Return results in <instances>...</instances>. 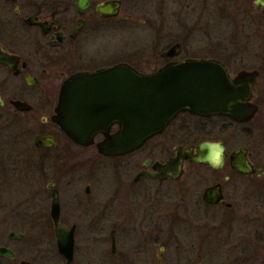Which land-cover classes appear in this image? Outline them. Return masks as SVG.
Returning <instances> with one entry per match:
<instances>
[{
  "label": "flooded vegetation",
  "instance_id": "1",
  "mask_svg": "<svg viewBox=\"0 0 264 264\" xmlns=\"http://www.w3.org/2000/svg\"><path fill=\"white\" fill-rule=\"evenodd\" d=\"M105 1L88 0V8L81 11L77 0H0V49L8 54L7 62L0 63V138H21L26 142L32 139L37 151L49 152L64 144L85 150L92 148L95 156L128 160L131 169L118 173L121 182L117 187L118 203L124 200V193H120L123 187L138 190L135 189L134 208L127 210L125 207L123 213H118L114 227L110 229V241L111 233L115 232L117 252L113 254L118 257L117 264H191L192 261L197 264L194 260L200 258L196 239L200 226L198 220H186L181 203L186 200L189 189L199 195L196 187L200 185L195 188L186 185L191 177L189 168L195 166H203L213 172L210 185H222L224 203H205L203 195L201 198L205 205L216 210L210 221L213 230L223 229L225 232L227 250L233 257L229 264H264V0H189L181 10L185 13L189 9L195 11L193 29L206 31L209 21H202L201 13L203 10L205 16V10L211 6L216 12L214 26L225 29L229 35L233 30H240V40L233 43L229 39L225 44L205 41L191 48L188 55L180 57L184 45L172 39L165 45L155 43L145 59L146 62L150 59L152 63L160 62L158 66L151 64L148 71L158 69L169 60L179 61L192 56L223 61L230 78H235L242 70L252 73L253 83L241 106V113L235 117L223 113L206 116L183 110L162 131L152 134L141 148L111 157L100 155L96 148V143L104 139L101 132L90 136L94 141L89 146L78 144L56 120L60 85L66 77L118 62L141 70L134 64L139 58L130 54L121 56L118 45L100 50L96 38L103 36L101 32L105 28L112 26L115 30L120 20L133 19V14L126 9L124 18L121 17L123 0H117L120 5L115 16L99 15L97 8ZM161 1L164 3L162 12L169 14L170 0ZM172 1L179 5L178 0ZM179 6L173 14L180 12ZM164 37L167 38L168 34ZM88 38L93 39L90 45ZM174 45L176 47L170 49ZM249 109L254 110L253 114L248 113ZM109 128L110 132H115L118 126L112 123ZM39 138L47 145L37 146L36 139ZM203 143L211 144L210 153L214 159L223 155V164L219 160H215V166L190 160V155L196 156ZM179 148L183 149L182 152ZM185 148H188L187 152ZM56 154H39L36 162L40 164L42 157H52L55 162V173L45 184V191L49 193L52 205L53 190H57L60 202L58 222L63 228L75 225L76 231V222L67 225L62 221V190L71 185L67 163H71L73 156L68 152ZM9 157L0 153L2 175L4 166H9ZM77 157L74 160L85 158L82 154ZM238 157L248 162L246 172L233 168L232 162ZM155 165L161 169H155ZM165 165L169 168H163ZM11 166L14 169L16 163ZM92 184L93 180L87 182L86 194L92 193ZM177 197H181V201L175 202ZM11 213L12 216L5 207H1L0 225H22L21 215ZM12 232L25 236L18 231H9L10 242L23 239H12ZM0 246L11 249L7 243ZM11 251L17 257L16 251ZM33 252L26 253L16 264H67L57 247L49 254ZM16 257L14 260L6 258L14 263Z\"/></svg>",
  "mask_w": 264,
  "mask_h": 264
},
{
  "label": "rangeland",
  "instance_id": "2",
  "mask_svg": "<svg viewBox=\"0 0 264 264\" xmlns=\"http://www.w3.org/2000/svg\"><path fill=\"white\" fill-rule=\"evenodd\" d=\"M178 1L180 6L175 4L176 1L170 0L169 14L164 15L162 12L164 3L161 0H123L124 11L121 9V17L124 18L126 9L133 14V19L125 22L120 20V25L115 27V30L112 26L105 28L101 32L103 36L96 38L101 43L98 41L95 43L98 42L100 50L118 45L121 56L130 54L139 58L134 64L141 71H148L151 64L158 66L160 63H152L151 59L148 62L145 61L149 49L155 43L165 45L168 40H179L184 45L180 51V57H183L188 55L189 50L194 49L195 45L205 41L225 44V41L229 39L233 43L240 40L242 33L240 30H233L229 35L225 29L214 26L216 12L211 6L205 10V16H203V10L201 13V20L209 21L205 27L206 31L193 29L195 11L189 9L185 13L181 9H184L189 0ZM176 6H179L180 12L173 14ZM165 33L168 34L167 38L164 37L167 35ZM92 41V38H88L87 43L90 45ZM20 139L0 138V153L10 156L9 166H4L3 175L0 174V209L5 207L10 215L11 212L19 213L22 220V225L14 223L0 225V245L7 243L17 255L14 263L6 257H0V264H16L26 253H34L33 251H45L48 254L56 251L52 224L49 220L51 202L49 193L45 191V184L55 173L53 168L55 162L52 157L49 159L42 157L38 164L36 156L50 153L62 155L67 152L73 158L70 159L71 163H67L70 171L68 179L71 185L67 186L68 189L62 190V202H64L62 221L67 225L77 223L74 264H117L118 257L116 258L110 251V229H113L118 213H123L125 207L127 210L134 208L135 189L138 190L137 188L126 190L123 187L120 193H124V200L120 199L123 202L118 203L117 187L121 186L118 173L131 169L128 160L99 157L95 156L96 152L92 148L85 150L64 144H59L56 149L49 152L37 151L32 139L30 142ZM81 154L85 158L81 157ZM75 157L81 158L76 161ZM13 163H16L14 169L11 166ZM17 165H19L18 168ZM189 170H191V177L186 181V185L190 188L200 185L196 187L200 196L189 189L186 192V200L181 201V197H177L174 201H181L184 206L183 216L186 220H198L200 226L196 238L200 247L198 248L200 258H196L194 263L229 264L233 257L227 250L225 232L223 229L218 232L213 230L210 221L212 215L216 214V210L210 205H205L201 198L203 190L210 185L214 174L203 166L191 167ZM89 180H93L92 193L86 194L84 188ZM12 230L25 236L22 240L10 242L8 232Z\"/></svg>",
  "mask_w": 264,
  "mask_h": 264
},
{
  "label": "water",
  "instance_id": "3",
  "mask_svg": "<svg viewBox=\"0 0 264 264\" xmlns=\"http://www.w3.org/2000/svg\"><path fill=\"white\" fill-rule=\"evenodd\" d=\"M119 5L117 0H106L97 8V13L115 16ZM77 6L84 11L89 6L88 0H77ZM174 47L176 45L170 49ZM168 53L171 54L170 50ZM7 57V52L0 49V63L7 62ZM229 76L223 61L192 56L179 61L169 60L165 65L148 72H141L122 62L95 71H78L66 77L60 85L56 120L62 130L78 144L89 146L94 141L90 136L101 132L104 139L96 143L99 154L122 156L141 148L152 134L162 131L183 110L206 116L215 113L237 116L241 113L244 99L249 95L253 75L242 70L235 78ZM253 112V109L248 111L249 114ZM112 123L118 126L115 132H110ZM41 140L36 139L37 146L44 144ZM210 146V143L201 144L197 155H190V160L213 166L215 160H219L223 164V155L214 159ZM182 150L179 148V151ZM184 150L187 152L188 148ZM232 163L233 168L241 172L248 169V162L239 157ZM160 167L155 165V169L160 170ZM163 168L168 169L169 166ZM221 186L216 183L206 187L202 192L204 202L224 203ZM58 194L54 189L50 208L56 247L66 263L72 264L76 244L75 225L63 228L58 222ZM114 233H111V251L115 254ZM10 235L12 239L23 237L15 232ZM0 256L12 260L16 257L6 246H0Z\"/></svg>",
  "mask_w": 264,
  "mask_h": 264
}]
</instances>
